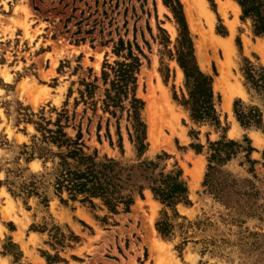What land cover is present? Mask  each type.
I'll return each instance as SVG.
<instances>
[{
	"label": "rangeland",
	"instance_id": "1",
	"mask_svg": "<svg viewBox=\"0 0 264 264\" xmlns=\"http://www.w3.org/2000/svg\"><path fill=\"white\" fill-rule=\"evenodd\" d=\"M175 1L199 68L213 77L215 123L195 124L175 100L187 90L168 0H0V264H264V129L242 127L235 114L238 103L264 124V85L247 83L243 71L247 62L264 71V37L234 0ZM225 44L230 103L214 88ZM129 50L141 64L134 92L143 103L140 155L131 94L116 108L105 103L108 66L130 62ZM59 119L69 138L81 135L87 154L131 171L129 212L56 192L59 160L51 154L59 150L38 128L56 130ZM223 140L249 142L254 163L235 149L207 179L210 144ZM197 164L200 179L192 176ZM162 174H181L187 189L174 210L150 190ZM165 214L169 239L156 228Z\"/></svg>",
	"mask_w": 264,
	"mask_h": 264
},
{
	"label": "trees",
	"instance_id": "2",
	"mask_svg": "<svg viewBox=\"0 0 264 264\" xmlns=\"http://www.w3.org/2000/svg\"><path fill=\"white\" fill-rule=\"evenodd\" d=\"M213 2V0H209ZM242 10L243 19L251 18L255 22V35L264 37V0H234ZM171 12L177 20L180 27L179 43L177 48V62L185 76V87L187 95H183L180 100L175 96V100L189 113L190 120L195 124L215 123L218 121L215 95L213 91V77L203 73L199 68L194 53L192 40L190 38L187 24L184 18L182 6L178 1L168 0L167 3ZM124 47L123 42L120 44ZM130 51V50H129ZM118 52V51H117ZM130 62L115 63L113 67L108 66L113 74L111 89L106 92L105 103L108 107L116 108L123 98H128L131 94V110L134 129V142L137 151L143 154L145 149V126L140 120V111L143 103L135 96L136 75L141 66L139 59L135 58L132 52H129ZM243 70L247 83L255 88H261L264 85V71L255 72L253 66L247 62ZM105 80L110 75L104 72ZM235 114L238 122L244 128H250L255 125L257 128L264 129V124L259 114L250 112L243 114L238 110V103L235 104ZM60 120L55 124L56 130H48L39 124L38 131L42 134L43 141L56 146L59 152L51 154L57 158L55 170L54 188L58 194L68 193L70 200L77 201L83 197V202L91 205L93 200H100L107 210L112 214H119L120 209L129 212L134 204V189L131 188L133 176L131 171L122 167L115 160H99L97 153L87 154L83 145L80 144L81 135L75 140L68 137L65 128L60 125ZM249 141V140H247ZM209 174L210 178L217 167L233 159L237 152L235 149H242L246 153L248 162L251 161V155L254 152L251 144L248 142L246 148L237 142L223 140L210 144ZM39 158L44 159V156ZM181 174L160 176V180H154L152 191L156 200L164 208L174 210L180 203L187 201V189L180 180ZM139 187V191H142ZM142 196V194H140ZM63 203H66L61 199ZM171 224L165 214L156 224L157 231L164 239H169Z\"/></svg>",
	"mask_w": 264,
	"mask_h": 264
},
{
	"label": "bare ground",
	"instance_id": "3",
	"mask_svg": "<svg viewBox=\"0 0 264 264\" xmlns=\"http://www.w3.org/2000/svg\"><path fill=\"white\" fill-rule=\"evenodd\" d=\"M218 1V0H217ZM220 4V3H219ZM221 7H223V5L221 6ZM222 9V8H221ZM239 10V9H238ZM222 11V10H221ZM225 48H226V51H227V58H226V63L225 64H223L222 66H221V69L219 70V78H217V80L215 81V83H214V88H215V90H222V92H223V94H224V96H225V101L227 102V103H230V99H229V97H227L226 96V92L224 91V89H223V87H222V82L224 81V79H226L227 80V78H225L226 77V71H227V65H228V62H229V57H228V51H229V49L227 48V45L225 44ZM230 48V47H229ZM258 51H259V54L261 55V57H262V59L264 60V44L262 45V44H260L259 45V47H258ZM181 73L182 72H180V75H181ZM182 76V75H181ZM227 83V82H226ZM203 173V168L200 166V165H196V167H195V170H194V172H192V176L196 179V178H199L200 177V175ZM194 179V180H195ZM200 179V178H199ZM198 179V180H199ZM193 180V181H194Z\"/></svg>",
	"mask_w": 264,
	"mask_h": 264
}]
</instances>
